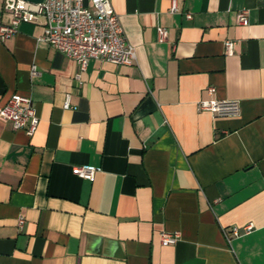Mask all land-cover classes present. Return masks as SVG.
Masks as SVG:
<instances>
[{
  "label": "crops",
  "instance_id": "crops-1",
  "mask_svg": "<svg viewBox=\"0 0 264 264\" xmlns=\"http://www.w3.org/2000/svg\"><path fill=\"white\" fill-rule=\"evenodd\" d=\"M109 1L131 66L92 60L77 81L41 20L0 42V105L30 97L39 118L31 137L0 121V264H264V0ZM208 87L240 113L198 112Z\"/></svg>",
  "mask_w": 264,
  "mask_h": 264
},
{
  "label": "built area",
  "instance_id": "built-area-1",
  "mask_svg": "<svg viewBox=\"0 0 264 264\" xmlns=\"http://www.w3.org/2000/svg\"><path fill=\"white\" fill-rule=\"evenodd\" d=\"M88 1L90 4L86 7L84 0H42L41 3L4 0L3 12L7 14V21L0 24V42L10 40L20 24H35L41 20L42 35L38 41L46 43L77 64L79 68V73L75 76L77 81L92 60L115 65H133L136 60L135 49L126 40L119 17L110 1ZM170 12H178L177 0L170 1ZM186 18L190 19L191 15L187 14ZM236 23L238 25L247 23L245 10L237 13ZM157 34L158 42L166 40V29L158 28ZM233 47L234 42H224L226 56L233 54ZM37 74L36 68L32 67L31 75ZM206 93L209 98L196 103L198 112H209L215 117H235L240 113V105L237 101L216 100L213 97L214 87H208ZM64 107H69L68 101ZM0 121L10 123L14 130H23L31 137L37 129L39 118L30 97L14 94L0 105ZM72 174L82 181L92 182L95 170L88 166H74ZM24 222L23 217L18 218L19 230L22 229ZM251 230L252 225L248 224L242 229L233 228L231 234L238 236ZM158 236L162 246H173L180 238L179 232L160 231Z\"/></svg>",
  "mask_w": 264,
  "mask_h": 264
},
{
  "label": "water",
  "instance_id": "water-1",
  "mask_svg": "<svg viewBox=\"0 0 264 264\" xmlns=\"http://www.w3.org/2000/svg\"><path fill=\"white\" fill-rule=\"evenodd\" d=\"M23 1H27L30 3H41L42 2V0H23Z\"/></svg>",
  "mask_w": 264,
  "mask_h": 264
}]
</instances>
